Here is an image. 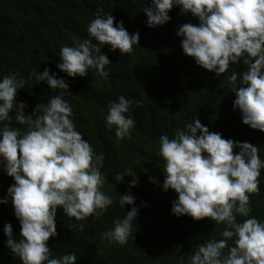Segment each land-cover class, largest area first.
Returning <instances> with one entry per match:
<instances>
[{"label": "clouds", "instance_id": "1", "mask_svg": "<svg viewBox=\"0 0 264 264\" xmlns=\"http://www.w3.org/2000/svg\"><path fill=\"white\" fill-rule=\"evenodd\" d=\"M175 7L182 15L190 13L199 20V25L186 23L177 31L184 54L198 66L220 77L229 72L230 65L243 61L247 71L242 75L233 71L225 78L236 97L233 107L241 113L244 125L264 133V0H151L143 9L148 27L169 23V13ZM87 32L91 39L74 38L73 46L60 49L57 67L72 78H86L92 70L106 81L111 62L102 49L109 46L113 52L131 54L140 41L138 32L130 35L123 21L117 24L103 9L98 10ZM33 76L36 84L46 82L59 93L27 116V105L17 100L27 81L18 74L0 79V170L15 181L0 204L11 202L21 226V238L16 239L12 224L5 225L6 247L21 264H78L75 253L56 256L48 241L58 235V209L83 221L99 219L113 205V199L103 191L107 182L101 172L104 157L76 130L73 108L64 99L69 93L66 81L48 69ZM133 105L141 107L142 103L123 95L108 103L105 121L109 130L115 128L118 140L129 137L136 127L128 115ZM13 121L27 130L11 126ZM159 143L165 161L163 190L178 194L172 213L224 225L222 238L200 244L188 256L187 264H264V222L251 215L250 206V195L259 193L264 170L259 147L224 139L199 119L177 128L174 138L160 136ZM125 175L132 176L118 173L116 183H124ZM132 177L129 187L135 188L139 178ZM119 196L122 208L133 207L102 239L125 246L139 209L131 193ZM238 217L246 219L241 222Z\"/></svg>", "mask_w": 264, "mask_h": 264}, {"label": "trees", "instance_id": "2", "mask_svg": "<svg viewBox=\"0 0 264 264\" xmlns=\"http://www.w3.org/2000/svg\"><path fill=\"white\" fill-rule=\"evenodd\" d=\"M150 3L151 0H0V79L18 74L27 81L17 93L18 102L27 105V116L59 93L46 82L36 84L33 73L42 74L48 69L63 78L69 90L64 99L73 108L76 130L97 155L104 157L101 172L107 182L103 191L113 199V205L99 219L88 217L83 221L69 218L62 208L58 209V235L48 241L56 256L75 253L78 264H187L188 256L200 244L222 238L224 225L172 213L178 194L163 190L165 161L159 154L160 136L174 138L177 128L183 129L187 122L199 119L210 132L224 139L258 146L264 160V133L243 124L241 113L233 107L235 94L225 79L233 71L238 75L247 71L243 61L230 65L229 72L220 77L201 68L184 54L182 38L177 36L181 25H199V20L190 13L182 15L175 7L169 13V23L150 28L143 12ZM100 9L111 14L117 24L123 21L130 35L138 32L139 45L131 54L113 52L109 46L102 49L111 62L106 68V81L92 70L86 78H72L57 67L60 49L73 46L74 38L91 39L87 27ZM121 95L140 101L142 106L130 109L128 115L136 121V127L129 137L118 140L115 128L109 130L105 117L108 103ZM11 126L27 130V126L14 121ZM122 172L138 177V185L130 188L134 177L128 175L124 183L117 184L115 176ZM259 182V193L250 195L251 215L264 222V170ZM14 183L0 170V199L7 196ZM129 193L139 209L132 235L125 246L110 244L102 239L103 233L112 230L114 222L131 211L132 205L122 208L119 204V195ZM237 219L242 222L246 218ZM8 223L13 226L14 237L20 239L21 226L11 202L0 204V264H21L6 247L4 227Z\"/></svg>", "mask_w": 264, "mask_h": 264}]
</instances>
